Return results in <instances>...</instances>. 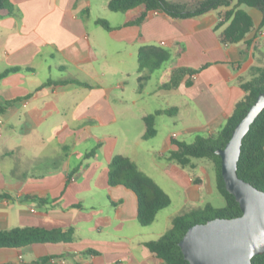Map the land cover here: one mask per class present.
I'll return each mask as SVG.
<instances>
[{"label":"crops","instance_id":"0c3cea01","mask_svg":"<svg viewBox=\"0 0 264 264\" xmlns=\"http://www.w3.org/2000/svg\"><path fill=\"white\" fill-rule=\"evenodd\" d=\"M10 1L15 15L0 18V74L24 71L0 80V231L72 229L74 240L0 249V264L43 259L42 264H164L146 244L167 232L157 239L132 233L137 199L124 187L109 186V164L123 156L145 174L144 166L151 168L164 183L175 185L189 212L212 205L215 164L193 159L182 167L171 161L170 153L177 150L172 140L190 144L219 135L245 96L242 84L264 69L263 13L243 6L254 29L245 42L226 45L220 34L228 23L217 28L235 4L191 19L154 12L142 25L127 26L141 7L125 13L118 25L108 23L112 29L106 31L97 24L101 18H91L93 0ZM167 1L194 8L203 0ZM147 46L171 54L159 69L170 64L169 79L146 91L153 73L142 88L138 82L129 91L130 77L135 73L139 81L141 75L139 67L125 66L124 56L138 61ZM178 68L196 71L193 84L165 89ZM67 80L87 86H44ZM159 111L169 113L156 117L157 135L143 139L144 118ZM134 126L137 135L130 142L128 128ZM116 129L126 130L125 135ZM162 130L160 144H143Z\"/></svg>","mask_w":264,"mask_h":264},{"label":"trees","instance_id":"16d2710c","mask_svg":"<svg viewBox=\"0 0 264 264\" xmlns=\"http://www.w3.org/2000/svg\"><path fill=\"white\" fill-rule=\"evenodd\" d=\"M235 4L233 7L232 5ZM258 9L263 13L261 27H264V0H203L194 8H186L173 4L167 0H110L108 8L113 13H128L137 8H143L137 15L126 23L127 26L142 25L152 13L158 12L175 19H191L204 16L220 8H230L220 26L228 23L227 28L220 34L223 44L234 45L245 42L247 36L254 29L252 16L242 7ZM16 13L15 6L10 0H0V18L13 16ZM97 24L106 31L111 26L104 20H98ZM171 54L160 47H142L138 55L140 88L144 81H148L151 75L169 61ZM22 68H12L0 74V80L11 73L22 72ZM27 71H30L27 69ZM196 74L195 70L178 68L171 73L170 81L163 87L176 90L182 83L187 86L193 84L191 78ZM77 84L87 86L77 80L48 81L44 86ZM245 93L244 98L236 105L226 125L216 137H198L193 143H186L173 139L172 143L177 150L170 153L169 159L181 165L190 166L193 159H209L215 164L217 176V190L224 197L226 205L216 208L207 205L203 209L193 210L179 215L173 220V228L156 241L146 244V247L164 264H190L186 261L179 242L188 229L198 224H204L216 218L233 219L242 215L240 205L236 198L227 189L222 177V160L216 154L217 150L224 149L231 140L237 125L244 119L257 97L264 92V69L258 71V75L241 86ZM4 108H0V113ZM169 112L159 111L144 118L146 133L143 139L148 140L157 135L155 120L157 116ZM94 154V152H92ZM238 175L247 183L264 191V111L252 124L251 129L243 140L241 157L238 163ZM108 184L110 187H124L134 193L137 199V220L141 227L147 228L153 225L159 212L169 208L172 204L170 196L148 175L139 170L137 165L127 157L115 156L109 164ZM73 230L47 229L42 227L16 228L9 231H0V249H17L35 244H60L72 243ZM46 259L35 264H42ZM253 264H264V254L253 258Z\"/></svg>","mask_w":264,"mask_h":264},{"label":"water","instance_id":"95a60500","mask_svg":"<svg viewBox=\"0 0 264 264\" xmlns=\"http://www.w3.org/2000/svg\"><path fill=\"white\" fill-rule=\"evenodd\" d=\"M263 111L264 92L237 125L226 147L216 151L222 160L226 189L236 198L242 215L190 227L179 242L190 264H253L254 257L264 254V191L238 175L243 140Z\"/></svg>","mask_w":264,"mask_h":264},{"label":"rangeland","instance_id":"374dc122","mask_svg":"<svg viewBox=\"0 0 264 264\" xmlns=\"http://www.w3.org/2000/svg\"><path fill=\"white\" fill-rule=\"evenodd\" d=\"M108 2L109 0H93V9H92V14H91V18H95L99 17L102 20H104L107 23H110L112 25H118V23H120L121 20H123L124 18V14L123 13H113L109 10L108 8ZM108 13L111 16H115L116 19L113 20L112 18H106L105 16H103L102 13ZM92 20V19H91ZM87 20V25L89 27H94V23L92 21ZM104 30V29H101ZM104 34L106 35L107 40L110 42L111 40L109 39V35L107 33L104 32ZM125 66H132V69H136L139 67V63L137 60H134L133 62V58H131L128 55H125ZM169 69H170V64H166L162 70H157L154 72V79L151 82H148L147 87H146V91H151L155 88L156 84L158 81H165L168 80V76L169 75ZM135 71V70H134ZM137 75L134 73V75L132 77H130L129 79V91H131V87L132 86H138V80H137ZM166 120V119H165ZM137 128L134 126L133 128H128V135H129V140L131 142V138H135V136L137 135ZM103 130H101L102 132ZM115 131L119 132V131H123L124 135H125V131L124 129L122 130H118L116 129ZM164 136V131L162 130L161 135L152 141H149L148 143H143L145 145H153V144H160L162 138ZM207 163H210V161H208L207 159L204 160ZM161 162V161H160ZM161 163L166 164V162L162 161ZM148 165V163H146ZM144 169L146 171V175H151L153 176L162 186L163 188L167 191V193H169L168 195L171 198L172 204L169 208L159 212V214L157 215V218L155 220V222L153 223L152 226L144 228L141 227L138 223L136 224V228L132 229V233H139V232H145V233H149L152 239H157L159 237V234L161 233H166L168 232L171 227H172V220L174 219V217L181 215L183 213H187L189 212V208H185L184 207V199L183 197L180 195V193L178 192V189L175 188L174 186H171V184L169 183H164L160 176L159 173L156 174V172H154L151 168H146V166H144ZM150 177V176H149ZM210 203L216 207V208H222L226 205L225 199L224 197L219 193V191L217 190V183L214 182V193L211 197ZM38 206V205H37ZM40 207V205H39Z\"/></svg>","mask_w":264,"mask_h":264}]
</instances>
